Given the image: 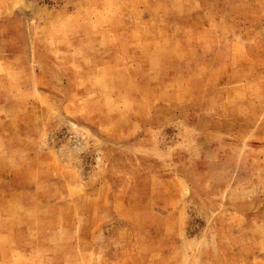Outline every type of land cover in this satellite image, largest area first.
<instances>
[{
    "label": "rangeland",
    "instance_id": "374dc122",
    "mask_svg": "<svg viewBox=\"0 0 264 264\" xmlns=\"http://www.w3.org/2000/svg\"><path fill=\"white\" fill-rule=\"evenodd\" d=\"M0 102L3 264H264V0H0Z\"/></svg>",
    "mask_w": 264,
    "mask_h": 264
},
{
    "label": "crops",
    "instance_id": "0c3cea01",
    "mask_svg": "<svg viewBox=\"0 0 264 264\" xmlns=\"http://www.w3.org/2000/svg\"><path fill=\"white\" fill-rule=\"evenodd\" d=\"M0 105H3V102H0ZM0 108H2V106H0ZM17 112V110H16ZM16 124L14 122L11 123V129L12 131H9L10 133H12V136L10 137V139H8L6 137V135L3 133L2 130H0V145L2 141H5L4 143H6L7 146V150L6 153L4 154H0V162L3 160L6 161H11V160H16L18 156L20 157H26L29 156L28 154H23V153H17L16 151H18L19 149L21 150L23 145L21 144V142L17 139V137L19 136L18 134V129L15 126ZM5 135V136H4ZM4 138V139H3ZM15 138V139H13ZM1 178H2V174L0 173V193L1 192H5L6 196L4 197L5 200L1 201V203L3 205H8V206H14L15 204H12V198L14 196H18L21 193H24V191H22V189H20L19 187H14L13 185H8L7 188L4 186V184L1 182ZM10 219L4 218L0 221V227L2 226H7L10 227L11 225H15L16 228V233L18 234H22L23 230L21 229H17L20 227V223H16V222H12ZM8 222V223H7ZM11 228H7L2 230V228H0V264H3V261L5 260L4 258L6 257V255L8 254V252H10L8 250V246L5 243L6 240V236L9 237L11 235V233L13 231H15ZM22 235H20L18 237V242L20 245V248L27 243L28 241H26L27 239H22ZM9 242V241H8ZM22 249V248H21Z\"/></svg>",
    "mask_w": 264,
    "mask_h": 264
}]
</instances>
